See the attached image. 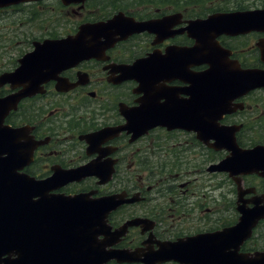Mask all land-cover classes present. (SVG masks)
<instances>
[{
  "label": "flooded vegetation",
  "instance_id": "1",
  "mask_svg": "<svg viewBox=\"0 0 264 264\" xmlns=\"http://www.w3.org/2000/svg\"><path fill=\"white\" fill-rule=\"evenodd\" d=\"M65 1L0 7V25L11 16L19 24L23 17L43 22L34 10L88 14L67 35H60L58 15L57 33L0 37V100L22 90L1 80L36 43L119 15L152 24L124 38L131 28L112 27L92 58L60 71L6 111L2 157L17 148L27 153L35 143L25 166L40 178L54 166L60 172L95 166L90 175L60 179L58 191L115 199L111 231L127 229L113 236L110 249L125 251L129 260L108 264H264L257 255L264 253V161L248 173L214 169L232 157L234 146L264 147V88L226 84L215 94L221 105L208 106L212 65L226 73L264 72V0ZM135 109L143 135L129 127ZM148 121L168 125L147 129ZM18 130L21 135L11 137ZM181 241L186 255L172 246Z\"/></svg>",
  "mask_w": 264,
  "mask_h": 264
},
{
  "label": "water",
  "instance_id": "2",
  "mask_svg": "<svg viewBox=\"0 0 264 264\" xmlns=\"http://www.w3.org/2000/svg\"><path fill=\"white\" fill-rule=\"evenodd\" d=\"M27 1L29 0H0V6ZM65 2L71 3L72 0ZM148 26L119 15L107 23L82 25L74 36L38 44L32 53L20 60V66L14 73L1 80L23 89L17 95L0 100V124L3 125L6 111L16 108L21 99L41 91L40 85L55 78L63 65L65 68L93 57L102 48L101 37L108 38L112 27L131 28L130 31L122 32L128 35ZM210 75L209 84L216 86L209 88V109L221 105L222 98H216L215 94L224 92V83H236L234 85L239 86L238 84L247 81V89L264 86V73L259 71ZM162 123L148 122V125H168ZM214 124V120H209V131L214 130ZM0 132V137L9 138V134L3 129ZM15 135L19 136L21 133L13 131L11 137ZM31 152L28 151L26 155L29 157ZM10 158L8 156L5 160L7 166H0V264H106L112 259L119 262L127 259L125 253L107 250L112 242L108 239V205L105 201L96 202L86 196L64 197L50 194L60 187V179L67 182L90 175L91 166L64 172L55 167L50 178L35 181L27 176L17 175L15 170L24 167L23 161H19L20 166H14L18 164V157L12 165L9 163L12 160ZM255 161H264V147L242 151L234 146L232 157L214 169L234 168L238 173H248L257 169ZM35 197L39 199L34 200ZM101 235L105 236L104 240L99 239ZM182 244L184 243L177 244L179 250V245ZM186 251L183 248L180 252L186 255Z\"/></svg>",
  "mask_w": 264,
  "mask_h": 264
},
{
  "label": "rangeland",
  "instance_id": "3",
  "mask_svg": "<svg viewBox=\"0 0 264 264\" xmlns=\"http://www.w3.org/2000/svg\"><path fill=\"white\" fill-rule=\"evenodd\" d=\"M184 1V0H178ZM207 1V0H204ZM33 14L38 19H42L43 22L30 21L28 17H23L20 24L19 22H14V17L11 16L10 19H6L5 25H0V37L2 41L7 37V40L13 39L14 36L25 37V35L33 37L45 36L51 33H57L59 29L53 27L55 19L60 15V35H66L75 31L77 26L86 18L88 15L86 11L73 12L71 10H60L56 11H33ZM19 19H17L18 21ZM6 44H9L6 42ZM264 98V94L260 95Z\"/></svg>",
  "mask_w": 264,
  "mask_h": 264
}]
</instances>
